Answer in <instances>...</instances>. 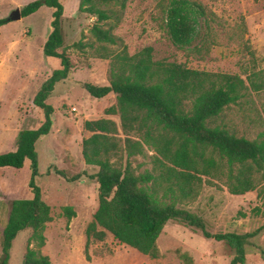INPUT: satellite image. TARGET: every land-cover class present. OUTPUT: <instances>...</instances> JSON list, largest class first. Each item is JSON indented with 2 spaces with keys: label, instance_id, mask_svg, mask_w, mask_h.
Returning a JSON list of instances; mask_svg holds the SVG:
<instances>
[{
  "label": "trees",
  "instance_id": "obj_1",
  "mask_svg": "<svg viewBox=\"0 0 264 264\" xmlns=\"http://www.w3.org/2000/svg\"><path fill=\"white\" fill-rule=\"evenodd\" d=\"M72 1L81 13L95 18L91 33L100 44L96 55L113 59L108 86L83 83L82 87L98 100L114 94L117 104L106 114L120 117L119 125L107 118L84 123L85 131L92 136L83 140L82 154L88 166L99 169L92 177L99 185L98 208L87 229L88 241H104L110 233L119 243L159 259L158 239L168 223L176 222L201 231L207 239L226 243L234 251L230 264H246V246L258 231L212 234L203 218L177 205L198 197L204 177L208 184L226 178L228 190L235 196L256 191L258 176L264 180V132L249 140L222 122L228 109L239 106L241 112L247 108L256 112L255 122L263 126L264 107L260 110L255 95L264 94V70L245 76L198 71L182 64L154 61L152 48L135 56L126 51L113 55L108 46L117 45L119 39L112 27L105 26L109 21H119L129 0ZM42 6L53 10L52 31L43 54L59 60L60 65L32 98L33 110L42 117L41 125L21 130L15 151L0 154V168L21 170L30 163L28 190L22 188L19 197L9 203L0 264H10L13 243L24 231L31 230L30 240L43 248L44 232L52 221L51 208L37 185L40 171L36 147L52 130L55 109L47 101L56 85L69 78L72 63L66 52H59L65 45L63 0L31 2L21 15L29 17ZM162 13L163 29L178 49L203 58L221 44L212 25L213 15L200 2L168 0ZM9 23L11 18L0 19V28ZM239 29L245 33L246 25L241 23ZM120 131L125 136L124 147ZM146 149L155 153L153 170L137 174L131 159L145 156ZM122 152L126 164L113 162ZM56 172L68 178L63 171ZM67 212L72 216L70 209ZM181 258L184 264H192L188 255ZM24 264L52 262L39 250L28 247Z\"/></svg>",
  "mask_w": 264,
  "mask_h": 264
},
{
  "label": "rangeland",
  "instance_id": "obj_2",
  "mask_svg": "<svg viewBox=\"0 0 264 264\" xmlns=\"http://www.w3.org/2000/svg\"><path fill=\"white\" fill-rule=\"evenodd\" d=\"M34 1L42 0H0V19L12 17ZM167 1L129 0L119 21H109L105 26L112 27L119 39L117 45L108 46L113 55L126 51L135 56L152 48L154 61L182 64L198 71L245 76L264 70V0H196L213 15L212 25L221 43L203 58L178 49L168 38L162 26V8ZM63 4L65 45L59 52H66L72 70L67 80L56 85L47 101L55 109L54 124L36 147L40 171L37 185L51 208L52 221L46 226L43 248L30 240L31 230L18 235L10 264H24L28 247L39 250L52 264H184V254L192 259V264H230L234 251L226 243L207 239L201 231L176 222L168 223L158 239L159 259L119 243L110 233L104 241H88L87 229L98 208L99 185L92 177L99 169L88 166L82 154L83 140L92 136L85 131L84 123L107 118L119 125L120 117L106 114L117 104L114 94L98 100L82 87L83 83H110L113 59L96 55L100 44L91 33L95 18L81 13L72 0H63ZM52 14V9L42 6L37 13L0 28V154L15 151L19 132L38 128L43 121L33 110L32 98L60 65L59 60L43 54L52 31ZM241 23L246 25L245 33L239 29ZM255 96L261 110L264 94ZM256 115L250 108L241 112L239 106H232L222 122L239 137L255 140L264 132V117L261 126L260 121L255 122ZM119 138L124 147L122 131ZM154 155L146 149L145 156L131 159L137 174L153 170ZM112 161L125 165L126 154L122 152ZM56 171H63L68 178ZM29 175V162L21 170L0 168V255L9 203L19 197L22 188L28 190ZM203 179L198 197L177 206L203 218L212 234L244 235L258 231L246 246V264H264V180L258 176L256 191L235 196L229 192L226 178L212 180L213 184H208L206 177Z\"/></svg>",
  "mask_w": 264,
  "mask_h": 264
},
{
  "label": "water",
  "instance_id": "obj_3",
  "mask_svg": "<svg viewBox=\"0 0 264 264\" xmlns=\"http://www.w3.org/2000/svg\"><path fill=\"white\" fill-rule=\"evenodd\" d=\"M10 18H11V22L15 21V20H18V19H21L22 18L21 12H16L15 15H13Z\"/></svg>",
  "mask_w": 264,
  "mask_h": 264
}]
</instances>
